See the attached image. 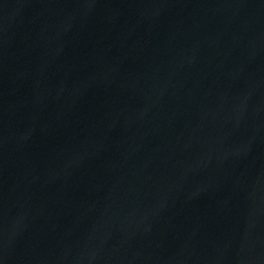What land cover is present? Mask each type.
I'll return each instance as SVG.
<instances>
[{
  "label": "water",
  "instance_id": "1",
  "mask_svg": "<svg viewBox=\"0 0 264 264\" xmlns=\"http://www.w3.org/2000/svg\"><path fill=\"white\" fill-rule=\"evenodd\" d=\"M0 264H264V0H0Z\"/></svg>",
  "mask_w": 264,
  "mask_h": 264
}]
</instances>
